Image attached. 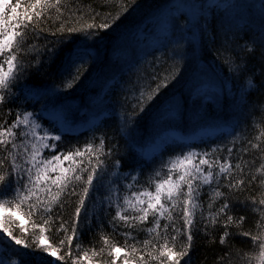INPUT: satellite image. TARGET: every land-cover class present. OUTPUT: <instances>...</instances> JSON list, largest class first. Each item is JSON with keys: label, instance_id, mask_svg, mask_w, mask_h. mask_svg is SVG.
Here are the masks:
<instances>
[{"label": "snow or ice", "instance_id": "obj_1", "mask_svg": "<svg viewBox=\"0 0 264 264\" xmlns=\"http://www.w3.org/2000/svg\"><path fill=\"white\" fill-rule=\"evenodd\" d=\"M133 6L139 7L136 0H131L130 4L125 3L118 15L111 16V22L105 19L104 22L96 24L94 21L99 15L96 13L91 21L81 23L78 27L61 24L57 31L52 33L53 38L48 39L41 35L44 29L39 28V25L46 15L51 14L52 9L57 13L62 11L61 0H30L26 5H22L21 0L14 2L0 0V106L17 105L16 116L11 124L0 125V153H3L0 155V229H3L0 235L6 234V247L11 248L13 242L18 246L14 254L20 257L19 264H57V261L50 259L48 255L49 249L53 246L46 243L43 231L37 237V244L31 245L26 240L18 238L6 224L14 223L12 217L20 214L25 208L24 215L29 216L39 215L42 209L51 213L53 205L60 203L61 194L71 181L83 179L81 175L76 174L84 169L81 167L82 161L75 157L86 155L79 147L75 152L46 155L48 150L56 153L57 142L62 140V136L57 134L60 129L54 122L50 123L47 129H43L40 123L43 114L65 111L68 108L67 90L84 81H87L86 87L99 88L103 91L108 81L113 78V70L119 67L118 60H112L111 57L107 61L101 59L95 40L91 45L71 43L70 40L74 39L72 34L83 33L89 38L97 37L102 40L104 35L116 29L117 39L124 40L128 50L134 53L128 41L132 29L127 26L122 28L120 24L121 16ZM256 7L259 8L258 15L252 13V9ZM217 11L220 14L219 20L213 24ZM145 21H149L145 32H149L150 29L149 34L157 38L158 44V47L149 53L153 56L149 66L169 63L170 68L162 76L158 73L137 75L135 81H124L121 77V80L109 88L104 96L97 92L100 111L112 112L111 119L116 125V132L124 141V152L120 154L119 144L105 151L104 138L99 141V149L94 147L92 141L85 144V149L95 156V160L93 161L92 155L89 156L88 166L91 170L75 208L71 234L60 241L61 248L67 245V252L58 258L64 261V264H68V261H71V264H81L82 259L87 260V264H93L87 251L81 257L74 253L72 245L73 241L82 235V226L91 227L97 208L94 204L89 211L86 198L94 187V179L100 174H108L104 166L105 158H111L114 152L119 157L113 165L117 169L114 181L110 184L109 194L98 202L103 207L106 200L108 209L115 204L117 210L109 221L113 230L121 223L130 229H136L148 221L150 214L155 218L156 228H159L161 218L173 220V212L179 208L183 214L187 242L177 251L175 246H169L166 239L162 246L145 240L143 241L145 248L152 246L151 250L146 252L148 259H145V253L141 252L137 261L129 258L140 251L135 245L127 252L125 248L112 244L105 236L104 244L110 248L112 264H116L122 253L124 254L122 264H149V261H155L157 264H181L182 258L188 256L192 247L194 217L197 210L202 208L200 193L205 185L212 188V202L209 203L207 217L212 225L222 220L227 228L231 224L240 225L245 220L243 215L229 213L233 212V200H238L239 194L246 186L258 180L255 174L251 175L250 180L245 179L244 169L249 166L247 161L240 160L233 166L232 147L227 149L228 157L221 159L217 156L223 148L220 145L210 151L199 153L181 150L178 154L170 155L167 160L163 159L164 154L161 152L157 169L155 158L145 160L138 154L143 152L146 132L140 121L143 118L142 114H150L152 128L156 130L159 126L169 123L176 114L183 115L187 97L198 96L201 93L203 78L207 76L208 70L200 66L199 57L196 55L198 34L203 38L211 30L222 36L223 51L221 52V49L217 51L224 56L230 71L235 73L247 71L249 56H258L260 67L264 69V0H261L258 6L245 3L244 0H161L160 3L150 5L134 27L139 30V24ZM102 29L106 30L103 34L100 32ZM40 39L44 40L43 44L36 43ZM30 40L33 42L28 43ZM241 40L244 42L240 43ZM118 49L119 45L112 51ZM161 49L163 50L161 55L156 56L155 52ZM25 52L32 54L30 59L24 55ZM135 63L139 64L140 61L137 60ZM261 77V84L256 85L252 79L248 80V84L253 87H264V71L261 72ZM177 84L182 85L186 91L168 93V87ZM220 93L227 96V86L224 82H220L218 92L212 96L218 103ZM247 94L248 90L244 89L232 98L231 104L234 109L239 110L248 103ZM114 96L115 100L112 99ZM21 100L25 102L22 112L19 105ZM29 101L32 103H28ZM36 104L40 105L39 110H28L30 107L35 108ZM166 106H170L173 111L169 112ZM202 107L203 105H198L194 109L197 122L207 117L206 112L200 111ZM116 108H119L118 113ZM239 135L237 133L233 136V145ZM256 140L257 143L249 141V144L252 149H257L264 159V147H261L264 144V131L260 132ZM248 151V147L242 148V152ZM65 161L69 162L67 166ZM122 168L127 170L120 171ZM145 169H149L150 184H154V191L150 188L131 191ZM255 171L264 177V163ZM49 182L51 186H55L56 192L50 199H46L41 193H51ZM119 182H124L130 191V195H124L122 202ZM214 182L215 187H212ZM258 183L264 188V178H260ZM221 187L227 188V192L221 191ZM217 198H223V203L212 211ZM248 200H251L253 205L262 206V219L256 233L251 235L255 247L251 254L246 256L245 264H264V192H261L259 200L256 196L247 197L242 201L244 207H249ZM128 209L134 214H127ZM20 218L23 219L22 216ZM44 226L50 229L55 227L51 220H45L44 225H33L32 235L36 236L35 228L43 229ZM168 227V224L164 225L165 234ZM61 230L66 234L69 231L67 222L62 219L57 231ZM147 231L152 233L155 229L149 228ZM250 234V231L242 233L244 236ZM123 235L135 240L130 231L124 232ZM229 235L230 233L225 231L220 243H225ZM39 244H44V247H39ZM76 248L79 249L80 246L76 245ZM56 251L52 250L51 256H55ZM103 252L104 249L101 248L99 253L94 250L92 255ZM0 264H8V261L0 259Z\"/></svg>", "mask_w": 264, "mask_h": 264}, {"label": "trees", "instance_id": "obj_2", "mask_svg": "<svg viewBox=\"0 0 264 264\" xmlns=\"http://www.w3.org/2000/svg\"><path fill=\"white\" fill-rule=\"evenodd\" d=\"M14 2V0H13ZM161 0H136L139 7L133 6L128 12L121 16L120 24L121 27H129L132 29V35L128 37V41H133V35L137 32L134 25H137L141 20L143 14L148 11L150 5L154 3H160ZM245 3L259 5L261 0H244ZM22 5L30 3V0H21ZM125 3L130 4L131 0H61L62 11L57 13L55 9H52L50 15H46L44 21L39 25V28L44 29L41 33L42 36L52 39V33L56 32L61 24L65 26H76L78 27L81 23L91 21V18L98 13L99 15L95 18V23L99 24L107 19L111 22V16H116L120 13V9ZM252 13H259V8L252 9ZM110 14V15H109ZM219 11L216 13V20L213 24L219 20ZM212 17H210V20ZM146 23V21L144 22ZM143 23V24H144ZM142 24H139V29ZM106 30H100L103 34ZM59 34V33H58ZM74 39H71V43L88 44L91 45L93 41H96L99 47V54L102 60L107 61L109 57L112 60L119 61V67L113 70V78L108 81L107 86L101 91L99 88L93 89L86 87L87 81L74 85L71 89L67 90V104L68 108L63 112L51 113L45 112L43 114V120L40 123L43 129H47L50 123H56L57 128L60 131L57 133L62 136V140L57 142L56 153L48 150L46 155L51 156L59 152L73 151L79 147L82 152L86 155L83 157H75V159L82 161L81 167L82 172H77V175L83 177L82 180H72L68 188L64 193L61 194L60 203L54 204L52 212L48 213L41 210L39 215H24L26 208L21 211L17 216L12 217L15 221L11 224H6L11 231L20 239L26 240L31 245L37 244V237L43 231L44 239L46 243L53 246L49 249L48 255L50 259L57 261V264H64V261L58 260L61 255L67 252V245L63 248L60 247V241L66 238V235L71 234V223L75 216V208L78 205L80 195L83 193L85 181L87 175L90 172L88 166L89 156L92 155L85 149V144L92 141L94 147L99 149V141L101 138L105 139V151L107 148L113 145H120L119 152H124V141L116 132V125L112 121L111 111H100L98 107L97 92L100 96H104L109 88L113 87L117 81L123 77L124 81H135L137 75H152L160 74L161 76L169 70V63H161L159 66L153 65L150 67V62L153 60L152 53L158 44H155L152 48L146 50L140 48L139 50L134 49V53L130 52L126 46L124 40L117 39V30L113 29L108 32L107 35L103 36V39H97V37H87L83 33L72 34ZM29 41L28 43H32ZM222 36L209 31V33L203 38H198L196 42V55L199 57V64L201 67L207 68V76L203 78L204 83L201 86V93L187 97L186 105L183 109V115L176 114L174 118L170 119V122L159 126L156 130L152 128V121L150 114H142L143 118L140 123L145 128V137L143 140V149L147 147V143H150L151 139L163 138L167 133L172 131L181 132L184 135H190L197 133L199 130H215L214 134H208L204 137H196L193 140L176 139L173 137L168 138L165 142L164 139L161 142V146L157 147L153 152H139L138 154L145 160H151L155 158L156 168L158 169L160 163V153L163 152V159L167 160L170 155H175L181 152L188 151H210L213 147L222 145L223 148L217 153L221 159L228 157L227 149L233 148L232 152V164L233 166L240 160L247 161L249 166L244 169L245 179L250 180L251 175L255 174L258 180L261 177L259 173H256V168L260 167L261 163H264V159L261 158V153L257 149H252L249 141L257 143L256 137L259 136L261 131H264V87H253L248 84V80H254L256 85L261 84V72L264 69L260 67V61L258 56H249L248 58V70L235 73L229 70V65L226 63L225 58L222 54L218 53V49H221ZM244 41H240L243 43ZM37 44H43L44 40L40 39L36 41ZM119 45V49L113 52V48ZM27 47V45H26ZM161 51L155 52L156 56H160ZM223 50L221 49V52ZM239 50H237L238 52ZM27 58H31L32 54L27 52L24 53ZM140 61L139 64L135 61ZM107 70V69H106ZM218 73L228 76L230 79V86L227 89V96L224 93H220V102L212 99V96L218 92V88H215L214 83L216 77L213 73ZM191 73V68L188 70V74ZM252 73H255L253 76ZM152 86H155V81L152 82ZM247 89V101L248 103L242 106L239 110L234 109L231 104L232 98L236 96L241 90ZM186 91L182 85L177 84L174 87H168V93L171 92H184ZM167 94V93H166ZM119 95V93H117ZM113 100L116 97H112ZM163 99V97L161 98ZM194 101L196 104L194 105ZM225 101H227L225 103ZM24 101L19 102L20 111H23ZM28 103H32L29 101ZM198 105H203L200 108L201 112H206L207 117L205 120L197 122V118L194 116V109ZM11 107V112L9 108ZM169 112L173 109L170 106H166ZM40 105L36 104L35 108H28L29 111L39 110ZM17 112V105H2L0 106V125L8 126L15 119ZM116 112H119V108H116ZM75 121H81L82 127L78 130L65 129L68 123H74ZM63 125V126H61ZM25 129H21L24 131ZM239 133V138L233 145L232 138ZM22 139V137H21ZM19 143V139L17 141ZM248 147L247 153L242 152L243 147ZM264 147V144L261 145ZM3 155V153H0ZM255 157V159H254ZM119 157L114 152L111 158H105V168L108 170V174H100L94 179V187L90 190L89 196L86 198V205L91 211L94 204L96 205L97 211L91 221V227L82 226V235L80 238L73 241V251L77 255L83 257L85 251L88 252L91 257L93 264H112V255H110V248L104 244V237L107 236L110 242L116 246H120L126 249L127 252L131 251V246L140 250L135 256H129L130 259L139 260V254L145 253V259H148L146 252L151 250V245L145 248L143 241L151 240L153 244L162 246L165 239L168 241L169 246H175V250H180L182 244L187 242V235L184 229L183 214L178 208L173 212V220L169 221L166 218H161L160 227L156 228L155 218L150 214L148 221L144 222L142 226L136 229H130L123 224H118L117 229L113 230L110 226L109 221L115 215L116 207L115 204L108 209L107 201L103 207L99 205V201L105 198L109 194L110 184L114 181V173L117 171L113 167L114 161ZM93 161L95 156L92 155ZM198 162V161H197ZM69 162L65 161V166ZM151 167V166H150ZM120 171H126V168L119 169ZM218 171V169H217ZM59 173H52L57 175ZM236 175V174H234ZM257 181H253L252 184L247 185L245 190L239 194V199L233 200L234 208L233 212L236 216L243 215L245 220L242 224H231L225 228L223 221L216 225H212L207 220L209 212V203L212 197V188L205 185L200 193L201 209L197 210V215L194 217V228H193V242L192 247L189 250L187 257L182 258L181 264H245V258L251 254V250L254 249V243L251 235L255 234L258 230V225L261 222V210L262 206L253 205L251 200H248L249 207H244L242 201L249 196H256L257 200L260 199L261 192H264V188H261ZM131 182V180H129ZM49 186L50 182H49ZM121 202L126 194L130 195L129 189L125 186L124 182H119ZM215 187V182L213 186ZM145 188H150L154 191V184H150L149 169H145L144 173L137 178L136 186L131 191H142ZM51 193H41V196L50 199L51 195L56 192L55 186H51ZM186 190V189H185ZM221 191L227 192V188L221 187ZM223 203V198H217L213 204L212 211H215L220 204ZM127 214L133 215L131 209L127 210ZM23 217L21 219L20 217ZM7 218V213H5ZM61 219L67 222L69 229L66 234L64 231H57ZM83 213L81 220L83 221ZM45 220H51L55 227L51 229L48 226H44L43 229L40 227L35 228L36 236H33L34 231L33 225H44ZM139 225V222H137ZM168 224L169 227L166 230L164 225ZM153 228L155 231L149 233L147 229ZM3 229H0L2 232ZM131 232L132 236L135 237L133 240L131 237L126 238L123 233ZM225 231L230 233L229 237L225 240V243H220V238ZM244 231H250L249 236H244ZM6 234L0 235V259H6L8 261H14L19 264V255L14 254L17 250L13 242L11 248L6 247L5 241ZM175 238V239H173ZM76 245L80 248L77 249ZM39 247L43 248L44 244H39ZM103 248L104 252L99 255H92L95 250L97 253ZM57 250L55 256H51V251ZM124 254H121L120 259L116 261V264H122ZM71 264V261H68ZM81 264H87V260L81 261ZM149 264H157L155 261H149Z\"/></svg>", "mask_w": 264, "mask_h": 264}, {"label": "rangeland", "instance_id": "obj_3", "mask_svg": "<svg viewBox=\"0 0 264 264\" xmlns=\"http://www.w3.org/2000/svg\"><path fill=\"white\" fill-rule=\"evenodd\" d=\"M210 17H211V15H210ZM197 37H199V34L197 35ZM139 38L142 39L143 38V35L140 34L139 35ZM132 46H134V48L136 50H139L140 51V48L141 47H139V44L138 43H136V42L133 43L132 42ZM80 127H82L81 121H75L74 123H68L67 126H65V129L78 130ZM9 264H16V262L9 261Z\"/></svg>", "mask_w": 264, "mask_h": 264}]
</instances>
